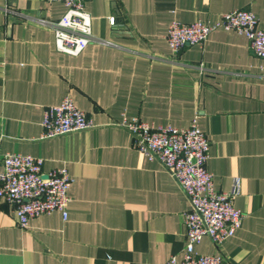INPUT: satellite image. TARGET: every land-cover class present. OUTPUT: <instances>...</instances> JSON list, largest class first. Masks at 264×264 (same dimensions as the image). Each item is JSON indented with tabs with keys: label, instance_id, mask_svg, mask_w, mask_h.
<instances>
[{
	"label": "crops",
	"instance_id": "0c3cea01",
	"mask_svg": "<svg viewBox=\"0 0 264 264\" xmlns=\"http://www.w3.org/2000/svg\"><path fill=\"white\" fill-rule=\"evenodd\" d=\"M93 40L79 54L56 47L61 0H0L2 152L66 164L68 216L58 209L19 224L0 197V264H161L181 259L191 203L175 177L134 144L125 117L184 127L197 116L211 140L207 165L219 190L236 191L244 212L235 233L197 253L226 264H264V57L235 30L202 44L169 46L170 22L217 20L252 9L264 28V0H87ZM116 21L110 23V16ZM70 93L92 126L43 137L45 109Z\"/></svg>",
	"mask_w": 264,
	"mask_h": 264
},
{
	"label": "built area",
	"instance_id": "2783aa9c",
	"mask_svg": "<svg viewBox=\"0 0 264 264\" xmlns=\"http://www.w3.org/2000/svg\"><path fill=\"white\" fill-rule=\"evenodd\" d=\"M52 2L55 0H45ZM67 9L52 21L56 47L69 54H79L93 40V18L86 8L87 0H61ZM114 24L116 16L109 18ZM222 27L246 35L253 51L264 57V28L252 9L234 8L222 12L214 22L202 18L184 22L173 20L167 40L173 52L191 44H202L210 33ZM43 137L83 130L92 126L85 110L70 93L61 102L49 105L44 112ZM124 125L133 135L135 146L150 159L160 161L185 191L191 208L184 213L187 241L181 259L172 254L161 264H226L222 252L197 253L195 245L209 235L216 245L233 235L242 224L243 210L235 205L236 191L215 187L207 161L211 140L195 116L184 127L154 124L138 116L125 117ZM0 134V197L13 206L19 224L27 227L42 213L60 210L68 216L73 181L66 164L44 171V158L31 153L2 152Z\"/></svg>",
	"mask_w": 264,
	"mask_h": 264
}]
</instances>
